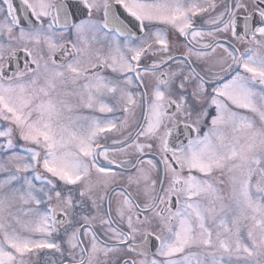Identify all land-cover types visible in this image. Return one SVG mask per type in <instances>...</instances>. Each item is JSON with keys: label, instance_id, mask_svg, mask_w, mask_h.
Returning <instances> with one entry per match:
<instances>
[{"label": "snow or ice", "instance_id": "1", "mask_svg": "<svg viewBox=\"0 0 264 264\" xmlns=\"http://www.w3.org/2000/svg\"><path fill=\"white\" fill-rule=\"evenodd\" d=\"M0 264H264V0H0Z\"/></svg>", "mask_w": 264, "mask_h": 264}]
</instances>
